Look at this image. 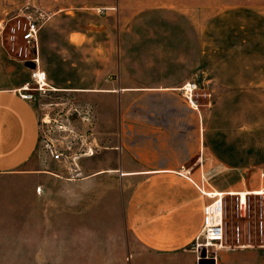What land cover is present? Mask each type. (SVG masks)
Returning a JSON list of instances; mask_svg holds the SVG:
<instances>
[{
  "label": "rangeland",
  "instance_id": "1",
  "mask_svg": "<svg viewBox=\"0 0 264 264\" xmlns=\"http://www.w3.org/2000/svg\"><path fill=\"white\" fill-rule=\"evenodd\" d=\"M30 23L36 41L24 38ZM36 58L47 77L43 91L26 66ZM27 83L23 93L41 127L31 164L54 175L0 176V264H133L120 182L79 188V177L46 145L69 147L88 171L97 155L78 156L83 148L74 135L85 132L86 147L98 152L108 148L120 107L134 115L199 109L229 114L230 138L245 126L264 152V0H0V89ZM186 83L196 85L194 110L182 92ZM117 87L174 90L109 93ZM100 116L107 122L96 145L93 120ZM116 189L118 201L110 197ZM223 200L219 263L264 264V193L247 195L242 209L236 196Z\"/></svg>",
  "mask_w": 264,
  "mask_h": 264
},
{
  "label": "crops",
  "instance_id": "2",
  "mask_svg": "<svg viewBox=\"0 0 264 264\" xmlns=\"http://www.w3.org/2000/svg\"><path fill=\"white\" fill-rule=\"evenodd\" d=\"M21 89H0V176L27 174L48 180L54 174L31 164L39 143V119ZM170 90L174 88L117 87L109 93ZM120 109L122 114L110 120L115 127L109 139L114 143L86 155H97L88 171L76 163L65 166L66 173L79 177L75 181L79 188L120 182L123 215L132 241L127 247L129 263L197 264L201 248L195 247V241L203 226V208L212 201L205 194L225 193L224 199L238 197L229 192L264 188V152H259L245 126L230 138L229 128L224 127L229 114L220 118L199 109L189 110L190 114H150L148 109V114L134 115L128 107ZM106 122L102 116L93 120L95 144L96 139H103L101 125ZM74 177L67 178L68 182H74ZM110 197L118 201L117 189ZM220 248L213 254L207 249L200 253L214 264H234L219 263L218 252L224 250ZM241 248L233 251L240 253Z\"/></svg>",
  "mask_w": 264,
  "mask_h": 264
},
{
  "label": "built area",
  "instance_id": "3",
  "mask_svg": "<svg viewBox=\"0 0 264 264\" xmlns=\"http://www.w3.org/2000/svg\"><path fill=\"white\" fill-rule=\"evenodd\" d=\"M37 31L35 24L30 23L28 30L26 31L24 38L25 40H34L37 39ZM33 63L35 65L34 69H30V79L32 82L35 83L36 87L35 89L37 91H43L44 88L47 86L46 83V74L44 71L40 70L39 68V61L38 58L33 60ZM28 83L25 84L22 87V91L26 92L28 90ZM186 87H189L188 89ZM196 90V85L191 83H186L182 87L183 95L188 100V103L191 107L195 108L196 105V99L194 96V91ZM22 97L24 99H30L31 95L23 93ZM82 122H85L87 119L85 116H82L81 118ZM43 121V120H42ZM44 123V122H43ZM46 124V123H45ZM40 124H39V138H40ZM72 133V131H70ZM79 135V136H78ZM74 135L78 137V140H80L81 148H83V151L78 154L81 156L86 155H92L94 152V147H86V133ZM91 135V133H88V136ZM86 147V148H85ZM46 148L52 157V159L55 162L63 163L65 166H69L72 164H76L75 160L77 159L76 154L71 155L68 153V150H70L69 147H63L62 144L55 146L54 144L47 143ZM209 199H212L210 203L205 205L203 208V226L201 229V232L199 236L197 237L196 241V247H213L218 248L222 246L224 235H225V227H224V214H225V207H224V200L221 196H215L213 193H206L205 194ZM245 206V204L239 203V208L242 209Z\"/></svg>",
  "mask_w": 264,
  "mask_h": 264
},
{
  "label": "bare ground",
  "instance_id": "4",
  "mask_svg": "<svg viewBox=\"0 0 264 264\" xmlns=\"http://www.w3.org/2000/svg\"><path fill=\"white\" fill-rule=\"evenodd\" d=\"M187 89L189 88V87H186ZM54 89V88H53ZM264 192L263 191H255V192H252V191H244V192H236V193H231V192H229V194L230 195H238V197H239V199H240V202L242 203V204H245V201H246V198H247V195H249V194H263ZM213 195H215V196H222L223 197V195H227V194H225V193H220V192H215V193H213Z\"/></svg>",
  "mask_w": 264,
  "mask_h": 264
},
{
  "label": "water",
  "instance_id": "5",
  "mask_svg": "<svg viewBox=\"0 0 264 264\" xmlns=\"http://www.w3.org/2000/svg\"><path fill=\"white\" fill-rule=\"evenodd\" d=\"M26 66H28L29 69H34L35 68V65H34L33 62H28L26 64ZM200 251H201V249H198L199 261H198L197 264H202L203 261H208V262H211V264H214V260L213 259H205L206 254L204 252L201 254Z\"/></svg>",
  "mask_w": 264,
  "mask_h": 264
}]
</instances>
